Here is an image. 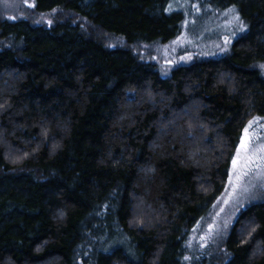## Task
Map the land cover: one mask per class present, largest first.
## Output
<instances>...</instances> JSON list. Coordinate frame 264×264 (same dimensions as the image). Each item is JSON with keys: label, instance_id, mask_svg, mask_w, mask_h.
<instances>
[{"label": "trees", "instance_id": "obj_1", "mask_svg": "<svg viewBox=\"0 0 264 264\" xmlns=\"http://www.w3.org/2000/svg\"><path fill=\"white\" fill-rule=\"evenodd\" d=\"M31 1L0 16V264H264V200L188 242L264 116V0H210L247 32L167 78L132 47L179 34L169 0Z\"/></svg>", "mask_w": 264, "mask_h": 264}, {"label": "rangeland", "instance_id": "obj_2", "mask_svg": "<svg viewBox=\"0 0 264 264\" xmlns=\"http://www.w3.org/2000/svg\"><path fill=\"white\" fill-rule=\"evenodd\" d=\"M32 9L31 0H0V16L3 17H31ZM166 10L169 14H182L179 34L167 43L140 42L132 47L134 55L140 61L153 65L161 78L169 77L180 66L226 56L234 41L248 30L235 6L218 9L210 0H169ZM48 17L31 18L46 21ZM116 39L110 38V41ZM259 67L264 75V64ZM250 122L248 155L254 158L253 162L245 166L247 162L241 153V162L233 169L232 161L239 151L244 129ZM244 129L231 158L223 192L189 232L188 242L195 256L214 254V251L219 253L220 250L213 249L225 240L239 213L248 205L264 200V116L249 119Z\"/></svg>", "mask_w": 264, "mask_h": 264}, {"label": "snow or ice", "instance_id": "obj_3", "mask_svg": "<svg viewBox=\"0 0 264 264\" xmlns=\"http://www.w3.org/2000/svg\"><path fill=\"white\" fill-rule=\"evenodd\" d=\"M239 19V17H236ZM241 30H243V27H241ZM259 119V118H257ZM252 127V123L250 122L249 126L244 129V134L241 139V142L239 144V151L237 153V156L233 159L232 164H233V169H236L238 164L241 162V153H244L243 160L247 162L245 166H248V164H251L253 162V157L248 155L249 150H250V144H251V137L249 134V128Z\"/></svg>", "mask_w": 264, "mask_h": 264}]
</instances>
